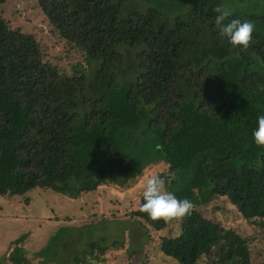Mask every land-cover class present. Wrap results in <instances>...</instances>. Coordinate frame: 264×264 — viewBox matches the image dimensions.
<instances>
[{
    "label": "trees",
    "instance_id": "obj_1",
    "mask_svg": "<svg viewBox=\"0 0 264 264\" xmlns=\"http://www.w3.org/2000/svg\"><path fill=\"white\" fill-rule=\"evenodd\" d=\"M135 1L37 0L52 33L98 63L92 83L47 61L36 36L0 16V195L127 185L134 168L149 165L133 161L132 139L142 134L176 176L167 190L193 204L179 234L161 238L162 254L178 264H253L246 239L201 208L227 197L244 219L264 223V147L251 134L264 114V11H243L244 0ZM217 5L253 24L246 48L218 34ZM126 47L137 51L138 73L120 81ZM141 203L132 218L166 229L168 220L148 217ZM10 259L30 264L21 248Z\"/></svg>",
    "mask_w": 264,
    "mask_h": 264
},
{
    "label": "rangeland",
    "instance_id": "obj_2",
    "mask_svg": "<svg viewBox=\"0 0 264 264\" xmlns=\"http://www.w3.org/2000/svg\"><path fill=\"white\" fill-rule=\"evenodd\" d=\"M238 3L248 13L264 11V0ZM0 16L13 30L36 36L47 61L70 75L81 72L93 82L98 63L89 64L85 56L52 33L37 0H8L0 6ZM123 52V64L117 69L120 81L138 73L137 51L126 47ZM132 141L137 145L134 164H143L146 158L149 165L141 174L134 168L137 175L125 180L127 185L115 180L96 193L80 196L42 191L20 197L0 195V264H13L10 256L16 248L24 250L30 264H75V258L84 260L80 264H178L165 257L159 246L162 237L179 234L181 218L167 219L166 229L155 231L130 214L138 208L149 176H160L166 190V181L176 176L157 162L152 138L140 134ZM201 209L206 218L246 239L253 264H264V223L244 219L227 197L215 198ZM90 243L106 248L103 253L92 251ZM199 264L210 263L203 258Z\"/></svg>",
    "mask_w": 264,
    "mask_h": 264
},
{
    "label": "clouds",
    "instance_id": "obj_3",
    "mask_svg": "<svg viewBox=\"0 0 264 264\" xmlns=\"http://www.w3.org/2000/svg\"><path fill=\"white\" fill-rule=\"evenodd\" d=\"M216 13L214 27L222 38L235 47L246 48L252 37L253 24L248 20L232 17V9L217 5L213 8ZM253 142L264 147V114L256 117V127L252 131ZM140 211L145 212L152 219H172L190 215L193 204L187 198H177L176 195L165 189L163 179L158 175L149 176L142 190Z\"/></svg>",
    "mask_w": 264,
    "mask_h": 264
},
{
    "label": "water",
    "instance_id": "obj_4",
    "mask_svg": "<svg viewBox=\"0 0 264 264\" xmlns=\"http://www.w3.org/2000/svg\"><path fill=\"white\" fill-rule=\"evenodd\" d=\"M129 222V221H128Z\"/></svg>",
    "mask_w": 264,
    "mask_h": 264
}]
</instances>
